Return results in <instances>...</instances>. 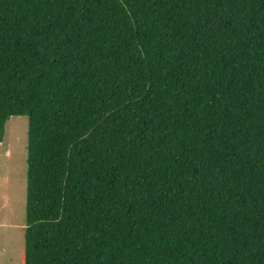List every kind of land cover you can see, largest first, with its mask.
<instances>
[{
    "label": "trees",
    "instance_id": "trees-1",
    "mask_svg": "<svg viewBox=\"0 0 264 264\" xmlns=\"http://www.w3.org/2000/svg\"><path fill=\"white\" fill-rule=\"evenodd\" d=\"M19 116L24 264H264V0H0Z\"/></svg>",
    "mask_w": 264,
    "mask_h": 264
},
{
    "label": "rangeland",
    "instance_id": "rangeland-1",
    "mask_svg": "<svg viewBox=\"0 0 264 264\" xmlns=\"http://www.w3.org/2000/svg\"><path fill=\"white\" fill-rule=\"evenodd\" d=\"M29 128V117H12L0 143V264H24Z\"/></svg>",
    "mask_w": 264,
    "mask_h": 264
}]
</instances>
